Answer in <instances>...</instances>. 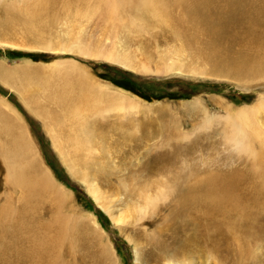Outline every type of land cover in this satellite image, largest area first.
<instances>
[{
  "label": "bare ground",
  "instance_id": "obj_1",
  "mask_svg": "<svg viewBox=\"0 0 264 264\" xmlns=\"http://www.w3.org/2000/svg\"><path fill=\"white\" fill-rule=\"evenodd\" d=\"M96 1L102 3L97 4ZM226 1L229 0H117L118 4L129 7L127 18L134 19L130 22L139 31L142 45L145 46L143 39L149 41L154 36L148 30L161 29L166 32L162 38L163 59L153 60L142 49L139 50L141 58L119 49L109 50L103 56H106V60L142 73L152 71L150 61L153 60L154 72L158 74L196 70L197 73L211 75L212 70L200 65L199 51H210L211 48L207 47L216 41L212 48L219 51L232 39L240 38L244 46L239 44L236 47L239 52L245 55H259L264 61V0H258L257 5H245L241 2L239 6L227 5ZM100 7L104 9V13L110 12L108 0H0V45L40 53H71L98 58L96 55H100L99 51H89L83 44L80 32L75 33L68 29L77 27L80 30L79 19H88ZM193 10L203 12L191 20L187 16L190 20L187 25L196 31L192 45L187 38L189 36H183L175 17L179 18ZM232 24L236 31L231 37L223 39L220 34ZM65 25L68 28H65ZM244 25L246 29H243ZM2 60L0 80L16 93L30 113L41 120L52 137V148L62 162L84 182L88 194L119 227V231L125 232L122 234L133 244L134 264L150 263L146 261L143 250L140 249L141 240L134 233H127L125 227L135 226L136 221L142 218L148 219L149 223L158 218V213L152 217L149 215L155 208L158 209L161 200L174 195L176 182L191 180V176L184 172L185 163H197L199 176L205 181L202 193L214 195L224 203V207L220 208L222 211L209 206L207 213H223L231 206L232 199L241 194L238 204H249L245 209H264V176L259 172V166L264 165V161H260L258 154L252 153L248 146V138L258 131L251 125L249 117L222 123L234 125L233 129L230 128L228 140H225L229 151L238 152L236 155L243 157V160H251V170L248 174L252 180L245 182L241 189L236 191L237 185L240 184L236 174L227 170V167L223 168L224 165L219 166L220 162L217 167H211L214 163L203 160L205 147L202 137L186 142L182 138L184 133L174 131L173 121L165 129L156 127L154 130L152 127L154 133L150 129L144 131V134L140 133L142 129L138 130L141 123L139 119L152 122V118H156H151L154 112L152 106L163 108L160 102L148 103L122 88L99 80L73 58H68L67 61H53L51 64L44 63L43 60L13 61L14 66L11 68L6 66L5 59ZM4 100L0 98V159L5 178L18 188L20 196L15 198L12 193L6 191L7 194L3 196V202L0 204V264H58L55 246L62 243L65 234V217L62 216L61 209L69 192L53 179L42 161L39 145L27 132L19 112ZM185 107L190 109L191 102ZM135 115L139 116V119ZM208 115L204 113L199 121L211 119ZM205 124L207 127L208 122ZM147 131L152 135L156 133V136L149 139ZM259 140L261 141V137ZM178 143L181 146L178 147ZM130 144H139L140 148H133ZM261 144L264 146V141H261ZM140 149L147 157L149 153H157L159 157L155 155L153 165L144 159L131 164V170L122 168L123 163L129 160L128 156L140 153ZM212 149L206 147V153L209 154ZM195 153L198 154L197 157L193 156ZM106 160L113 161L115 168L125 172L126 177L119 178V183L110 179H97V173L94 175L89 172L94 166L103 168ZM222 160L220 158L221 164ZM140 171L142 176L144 173L155 176L157 171L164 176H160L159 180L156 177L137 179L138 176L142 177ZM107 185L112 187L108 188ZM254 187L256 188L253 189ZM189 191L194 192L195 187ZM121 192L124 200L109 199ZM135 192L146 193L144 197L151 198V201L145 198L136 200L133 195ZM48 201L54 203L55 212L50 211L49 217L45 218L43 210ZM120 201L124 202L126 209H117ZM45 211L47 212L46 209ZM243 214L246 220L244 230L252 233L253 228L247 224L253 218L246 210ZM226 215L228 216V211ZM69 218L75 219L79 225L82 224L84 231L92 239L104 245L106 264H116L115 250L113 251L111 242L96 225L97 221L94 222L92 218ZM222 235L225 241L226 236ZM60 247L62 245L57 248ZM169 255L171 254L168 251L162 252L167 264L174 262L170 260Z\"/></svg>",
  "mask_w": 264,
  "mask_h": 264
},
{
  "label": "rangeland",
  "instance_id": "obj_2",
  "mask_svg": "<svg viewBox=\"0 0 264 264\" xmlns=\"http://www.w3.org/2000/svg\"><path fill=\"white\" fill-rule=\"evenodd\" d=\"M12 1L18 0H7V2ZM96 2L97 4L102 3V1ZM241 2L245 5H257L258 0H229L228 2L226 1V4L239 6ZM108 6L110 10L108 13H104V9L100 7L88 19L80 18V30L77 27L68 29V31L75 33L80 32L83 44L87 49L89 51L92 49L99 51L100 55H96L98 58L71 53H34L7 47H0V58L5 59L8 63L25 58H29L32 61L43 60L47 62L54 59L73 58L81 62L96 78L112 84L114 87L122 88L115 84V81H120L121 83L127 81L133 84L137 89L139 88L143 93L145 92V98L131 90L122 89L140 100L153 104L158 101L164 106L163 108L157 107L158 105L152 106L154 112L151 118L156 117L152 118L153 120L151 119L152 122L139 119V116L135 115L141 121L139 123L140 127H138V130L142 129L140 131L141 134H144V131L149 129L154 133L156 127L165 129L173 121L174 131L184 133L182 138L185 141L202 137L205 147L203 160L214 163L211 167H217V163L220 162L219 166L222 167L224 165L223 168L227 167V170L236 174L237 179L240 180L236 191L240 190L245 182L252 180V177L248 174V171L251 170V160L247 158L243 160V157L236 155L238 152L229 151L225 140H228L230 128L233 129L234 125L230 123L231 126L227 123L222 125V123L223 121L235 122L244 117H249L251 125L257 128L258 131L248 138L250 141L248 146L252 153L258 154L260 161H264V146L261 144V141H264L263 58L259 55H245L239 52L236 47L239 44L244 46L240 38L232 39L227 46L219 51H214L212 48L216 41L207 47L211 48L210 51L208 50L205 53L199 51L201 55L198 57L201 58L200 65L212 70L213 74L205 75L197 73L196 70L190 72L179 70L176 73H173L174 71L155 73V62L153 63L152 61L163 59L162 38L166 32L161 29L148 30L154 36L149 41L143 39L144 46L141 44L139 31L131 23L134 19L127 18L129 7L118 4L117 0H108ZM198 12L193 10L179 18L175 17L176 24L179 25L183 36L187 37L188 35L189 37L187 38L192 45L193 35L196 31L189 27L190 25H187V21H190L192 17L199 16L203 11ZM187 16H189L190 20H188ZM245 25L243 29H246ZM64 27L68 28L67 25ZM235 31L232 24L220 36L223 39L229 38ZM113 49L134 53L138 58H141L140 49H142L153 59L150 61V69L153 68L152 71L150 73H142L106 60V56L103 55ZM0 98L2 100L5 99L4 101H7L19 112L27 132L39 145L43 163L49 169L56 183L69 192L66 194L67 199L61 209L62 216L65 217L64 226L66 229L60 244L62 247L57 248L60 246L59 244L55 246L59 258L58 264H106L105 261L107 260V254L103 248L104 245L97 243L84 231L82 224L79 225L75 219L69 217H79L86 220L92 218L94 222L97 221V224H95L104 232L107 240L111 242L110 245L113 251L115 250L116 264H134L133 244L128 242L122 234L125 232L122 231L121 233L119 227L112 222L106 212L99 207L98 203H95L86 191L84 182L68 170L53 150L51 138H49L41 120L30 113L14 91L3 86L1 82ZM190 102L191 108L189 109L185 106ZM204 113L209 114L208 117L211 119L205 121L202 119L200 122L199 119ZM135 116L134 118L136 119ZM205 122H208V128ZM152 127H154V130ZM149 133L147 131L149 139L156 136V133L155 135ZM260 137L261 141L259 140ZM130 146L140 148L139 144H130ZM179 146H181L180 143H178ZM206 147L213 148L209 154L206 153ZM139 151L140 153L136 155L128 156L129 160L123 163L122 168L131 170V164H136L144 159H147L153 165L155 155L159 157L157 153H149L147 157L142 149ZM225 153L226 155H224ZM197 155V153L193 154L195 157ZM209 158L213 161L209 160ZM220 158L221 160L223 159L222 164ZM132 159L133 161H131ZM254 162L256 161H252V163ZM1 164L2 161L0 159V204L3 202V196L7 192L12 193L15 198L20 196L18 188L5 178V170ZM196 164L185 163L184 172L191 176V180L187 181L186 179L176 182L177 189L174 195L169 197V199L161 200L162 202H159L158 209L155 208L149 215V217H152L158 213V218L155 221L149 223L148 219L142 218L136 221V227L134 225L126 226L125 231L130 234L134 233L141 240L140 249L143 250L144 257L150 264H167L162 257V252L166 251L171 254L169 255L171 256L170 260L174 261L171 264H264V209L259 208L261 209L259 210L258 207L245 209L249 204H238L241 194L232 199L231 206H228L223 213L216 215L207 213L209 206L220 209L224 207V203H221L214 195L202 193L205 188V181L200 178V169L196 167ZM99 169L94 166L89 172L94 175L97 173L95 177L97 179H110L116 183H119V178L126 177L124 171L121 172L120 169L115 168L113 161L106 160L105 166L100 171ZM259 172L264 176V165L259 166ZM141 173L142 171H140V176H142ZM160 176L164 175L157 171L155 176L150 173L148 175L144 173L142 177L138 176L137 179L145 177L155 179L154 177H156L159 180ZM107 187L111 188L112 186L107 185ZM193 187H195V191L191 193L189 189ZM145 194L144 192L133 193L136 200L145 198L147 201H151V198L144 197ZM254 196H258V194H254ZM109 199L124 200L123 193L121 192L114 198ZM124 205V202L120 201L117 209L120 210L122 207L126 209ZM45 207L47 212L44 209L43 216L48 218L50 211L51 213L55 212L54 203L48 201ZM117 209H115V212H117ZM244 210L253 218L247 224L253 228L252 233L244 230L243 225L246 222L243 214ZM227 211L228 216L226 215ZM222 234L226 236L225 241ZM140 264H143V262H140Z\"/></svg>",
  "mask_w": 264,
  "mask_h": 264
},
{
  "label": "crops",
  "instance_id": "obj_3",
  "mask_svg": "<svg viewBox=\"0 0 264 264\" xmlns=\"http://www.w3.org/2000/svg\"><path fill=\"white\" fill-rule=\"evenodd\" d=\"M6 46V45H5ZM5 46H3V45H0V47H5ZM6 47H9V48H11V49H17V50H21V51H29V52H34V53H36V51H34V50H28V49H18V48H12V47H10V46H6ZM38 52V51H37ZM38 53H40V52H38ZM21 60H29V61H32L31 59H29V58H25V59H21ZM57 60H60V61H67L68 60V58H66V59H54V60H51V61H49V62H47V61H45L44 63H49V64H51L50 62H53V61H57ZM76 60V59H75ZM6 61V60H5ZM18 61H20V60H18ZM78 63H80V65L82 64L81 62H79L78 60H76ZM0 62L3 64V60H2V58H0ZM7 62V61H6ZM8 68H11V67H13L14 66V62H12V63H8L7 62V65H6ZM83 68H86L84 65H81ZM87 69V68H86ZM93 75V74H92ZM0 82L3 84V86H6V84H4L1 80H0ZM6 87H8V86H6ZM8 88H10V87H8ZM11 89V88H10ZM12 90V89H11ZM13 91V90H12ZM15 93V92H14ZM16 94V93H15ZM26 108V107H25ZM27 109V108H26ZM28 110V109H27ZM30 112V111H29ZM45 130H46V132H47V134H49V132H48V130H47V128L45 127ZM49 136V138H51V141H53L52 140V137H51V135L49 134L48 135ZM52 143V142H51ZM54 150V149H53ZM57 153V152H56ZM57 155H58V153H57ZM59 156V155H58ZM60 158V157H59Z\"/></svg>",
  "mask_w": 264,
  "mask_h": 264
},
{
  "label": "trees",
  "instance_id": "obj_4",
  "mask_svg": "<svg viewBox=\"0 0 264 264\" xmlns=\"http://www.w3.org/2000/svg\"><path fill=\"white\" fill-rule=\"evenodd\" d=\"M115 84H117L118 86L122 87V88H125V89H128V90H131L132 92H134L135 94L145 98V92L143 93L141 91V89L139 90V88L137 89V87H135L133 84L127 82V81H123V83H121L120 81H115ZM150 98V97H149Z\"/></svg>",
  "mask_w": 264,
  "mask_h": 264
}]
</instances>
